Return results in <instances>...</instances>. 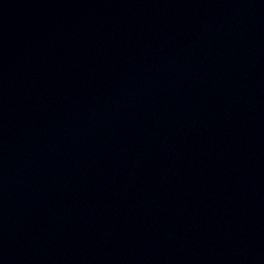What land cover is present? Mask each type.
Returning <instances> with one entry per match:
<instances>
[{"label":"water","instance_id":"obj_1","mask_svg":"<svg viewBox=\"0 0 264 264\" xmlns=\"http://www.w3.org/2000/svg\"><path fill=\"white\" fill-rule=\"evenodd\" d=\"M209 264H264V234Z\"/></svg>","mask_w":264,"mask_h":264}]
</instances>
